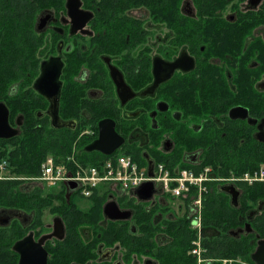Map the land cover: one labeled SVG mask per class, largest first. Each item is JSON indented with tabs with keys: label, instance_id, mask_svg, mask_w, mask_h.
I'll list each match as a JSON object with an SVG mask.
<instances>
[{
	"label": "flooded vegetation",
	"instance_id": "flooded-vegetation-1",
	"mask_svg": "<svg viewBox=\"0 0 264 264\" xmlns=\"http://www.w3.org/2000/svg\"><path fill=\"white\" fill-rule=\"evenodd\" d=\"M6 123L0 155L73 143L76 158L124 155L150 178L163 165L206 181L181 198L152 182L150 200L140 187L85 199L59 185L67 202L0 201V264H22L16 247L28 239L30 264L37 244L50 264L68 239L71 264H178L179 243L185 264H256L264 253V0H0ZM102 130L112 155L92 149ZM16 181V194L52 192L3 160L0 182Z\"/></svg>",
	"mask_w": 264,
	"mask_h": 264
},
{
	"label": "built area",
	"instance_id": "built-area-1",
	"mask_svg": "<svg viewBox=\"0 0 264 264\" xmlns=\"http://www.w3.org/2000/svg\"><path fill=\"white\" fill-rule=\"evenodd\" d=\"M4 164L1 165L3 167ZM42 181L49 186L77 185V190L85 199H90L95 193L111 189L128 192L141 187L147 182L160 185L166 193L176 198L186 197L192 190L200 194L204 190L206 178L195 176L187 170L174 173L163 165H157L154 177L148 176L147 169L141 168L130 157L120 155L109 157L95 165H83L74 156L66 162H57L54 157H48L42 165L41 177L32 179ZM264 181V173L255 177Z\"/></svg>",
	"mask_w": 264,
	"mask_h": 264
},
{
	"label": "trees",
	"instance_id": "trees-1",
	"mask_svg": "<svg viewBox=\"0 0 264 264\" xmlns=\"http://www.w3.org/2000/svg\"><path fill=\"white\" fill-rule=\"evenodd\" d=\"M32 146L26 145L21 147L18 151L12 153H2L0 155V163L3 160L8 161L11 173L16 174L18 177H24L28 181L41 177L42 165L44 161L49 157L53 156L57 162H66V160L73 154V143L65 144H51L47 146H38L35 143ZM75 159L83 165H95L101 162L98 158H76ZM141 166L142 164L137 161ZM263 164L262 162L259 165ZM22 181L16 182H0V201L2 202H43L48 205H52L55 202L61 200L67 202L64 196H61L59 192H48L45 189H35L33 194L20 193L18 196L15 193V187L18 186ZM45 184V183H44ZM59 193V194H58ZM24 194V195H22ZM94 199V197H93ZM96 203H101L102 198H95ZM190 239L188 244L190 245ZM180 244V250L178 254V264H185V260L188 258L182 243ZM187 249V248H186ZM54 255L50 264H71L72 262L78 261V246L73 240H66L58 243L57 247L53 250Z\"/></svg>",
	"mask_w": 264,
	"mask_h": 264
},
{
	"label": "water",
	"instance_id": "water-1",
	"mask_svg": "<svg viewBox=\"0 0 264 264\" xmlns=\"http://www.w3.org/2000/svg\"><path fill=\"white\" fill-rule=\"evenodd\" d=\"M44 83L45 82H42L41 84H44ZM6 122H7V120H6ZM6 127H7V123H6ZM107 132L108 131L102 130L100 141H98L92 149L99 150L102 153H104L106 156H109V155H112L114 153L115 149L118 146L113 145V144H108V145L106 144L109 142L108 137L113 136V135L107 134ZM9 134L10 133L8 132V127L5 130L0 129V138H9L12 136L11 134L10 135ZM152 169L153 168L150 165L149 172H150L151 176H152ZM68 187L71 188L72 190L77 189V185L74 183H69ZM155 193H158V191L155 190L154 184L152 182H147L143 186H141L138 190H136L135 195L138 196L141 200H150L152 198L153 194H155ZM115 207H116V205L114 203H111L108 205V207L106 209V213L109 216V218L114 219V220L120 218L117 215H112L113 209H115ZM57 228H60L58 226V224H57ZM60 230H61V228H60ZM60 238H61V236H60ZM30 242L31 241L28 239L24 242H21L16 247L22 253V256L24 258L22 261V264H30V263H27V259L31 258V254H29L30 249L28 250L29 247L27 249L25 247V246H27V243H30ZM262 253H263V251L260 250L259 254H257L254 257V261L256 262V264H264V261L262 260V257H264V253L260 257V255ZM32 258L36 259L35 264H47V254H46V252H44L42 250L40 244H37L36 250H35L34 254H32Z\"/></svg>",
	"mask_w": 264,
	"mask_h": 264
},
{
	"label": "rangeland",
	"instance_id": "rangeland-1",
	"mask_svg": "<svg viewBox=\"0 0 264 264\" xmlns=\"http://www.w3.org/2000/svg\"><path fill=\"white\" fill-rule=\"evenodd\" d=\"M97 160H102V159H97ZM1 174L3 175V176H11L12 174H10V172L9 171H5V172H1ZM32 181V180H31ZM33 182V184H37V182H42V181H36V180H33L32 181ZM42 186H45V188H48L49 190H51V191H59L58 189H55V188H51L50 186H48L47 184L45 185L44 183L42 184ZM80 198H78L77 199V201H81V202H83V203H85L86 205H87V200H79ZM85 206V205H84Z\"/></svg>",
	"mask_w": 264,
	"mask_h": 264
},
{
	"label": "bare ground",
	"instance_id": "bare-ground-1",
	"mask_svg": "<svg viewBox=\"0 0 264 264\" xmlns=\"http://www.w3.org/2000/svg\"><path fill=\"white\" fill-rule=\"evenodd\" d=\"M76 153V152H75Z\"/></svg>",
	"mask_w": 264,
	"mask_h": 264
}]
</instances>
